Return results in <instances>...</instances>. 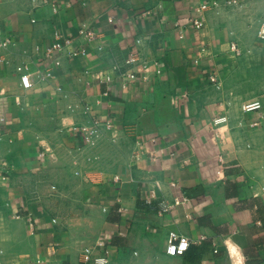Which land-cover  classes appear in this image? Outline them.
<instances>
[{
  "label": "crops",
  "instance_id": "1",
  "mask_svg": "<svg viewBox=\"0 0 264 264\" xmlns=\"http://www.w3.org/2000/svg\"><path fill=\"white\" fill-rule=\"evenodd\" d=\"M263 21L264 0H0V264H82L85 249V264H264V72L237 85L242 60L264 66L249 62ZM81 27L93 38L24 89L17 67H47L53 32ZM170 232L183 254H166Z\"/></svg>",
  "mask_w": 264,
  "mask_h": 264
},
{
  "label": "built area",
  "instance_id": "2",
  "mask_svg": "<svg viewBox=\"0 0 264 264\" xmlns=\"http://www.w3.org/2000/svg\"><path fill=\"white\" fill-rule=\"evenodd\" d=\"M229 2V1H227ZM235 2V1H233ZM209 6H217V2L212 1V2H202L201 4H199L198 6V10L199 11H203L206 8H208ZM56 8V7H55ZM190 25L194 28V29H200L204 26V21L203 18L200 17H196V18H191L189 20ZM81 36H85L86 40L89 41L93 38V31L90 28L87 27H81L80 29H78L77 31V35L75 36H64L61 32L59 31H54L53 32V39L52 42L48 45V47L46 48V52L45 54H43V61L44 60H50L51 63H48L47 67H41L38 66L41 63L37 62L38 65H36L37 68H35L34 71H30L28 64H23L21 66L17 67V71L20 74V82H21V86L24 89H28L31 87L32 85V81H31V75L35 74L37 76V78L39 79V81H46L48 79H50L51 77H53V72L52 69L54 66H57L60 62L58 57L55 55V53H61L65 47L69 44H71L74 39L76 37H81ZM257 37L261 40H264V24H262L258 30H257ZM10 40L8 38H6L3 41V44L9 43ZM201 51H204L205 48L201 47L200 48ZM86 53L85 48L83 46H76L73 47L68 53V56H77V55H84ZM138 59L135 55H130L126 60L125 63L128 65H135L137 63ZM136 72L128 69L127 73L121 74L120 76H122L123 78H135L136 77ZM208 79L210 82H219L218 77H217V72H212L208 75ZM58 90L61 89V87L57 88ZM106 94V93H105ZM104 94V95H105ZM261 107V104L259 102V100H252V101H246L244 103L241 104V109L244 112H248V111H255L257 109H259ZM86 110V112H88V106H85L84 108ZM106 125H109V121H105L104 122ZM102 124V122H100L99 119L97 118H93L90 120V127L92 128V130L90 132H93L95 130H97V128L99 127V125ZM84 129V128H82ZM169 205H165V204H161V208L163 211H167L169 209ZM189 242H188V238L187 236H185L184 234H179L177 232H170L168 234L167 237V244L165 247V252L168 255H180L183 254L187 248H188ZM90 258V250L89 249H85V252L82 255V259H81V263L85 264L86 262H88ZM107 261V258L105 256H99V257H95L93 258V264H104Z\"/></svg>",
  "mask_w": 264,
  "mask_h": 264
},
{
  "label": "rangeland",
  "instance_id": "3",
  "mask_svg": "<svg viewBox=\"0 0 264 264\" xmlns=\"http://www.w3.org/2000/svg\"><path fill=\"white\" fill-rule=\"evenodd\" d=\"M227 4V3H226ZM260 20H258L257 19V22H259ZM262 24H264V21L259 25L258 24V28L262 25ZM257 25H255V27H256ZM246 39H250V37H249V35H247L246 36V33H244L243 34V40H246ZM257 39L258 40H260V41H264V40H261V39H259L258 37H257V35H254V38H253V40H255V41H257ZM234 49V48H233ZM235 51H236V49H234ZM254 56H255V60H252V59H250V61L249 62H261V58H263L264 57V46H261L260 44H258V45H255V47H254ZM237 52V51H236ZM246 52H248V53H246ZM242 53H244L242 56H245V53L249 56V57H251L252 56V54H251V52H250V50H246V49H242L241 51H239L238 50V55H241ZM243 61V63H239V65L237 66L238 67V71H237V74H238V76H239V79H238V81H237V85H238V88L241 90V91H243V90H245V85H246V71L248 70L250 73L252 72V69L253 70H258V72L259 71H262V72H264V66L261 64V65H259V64H254V65H247L246 64V62H248V61H246V60H242ZM259 62V63H260ZM235 70V69H234ZM227 78V77H226ZM211 83H213V84H217L218 82H211ZM221 82L219 81V84H220ZM249 84H250V86H251V88L253 89V91H255L256 90V84L258 83V81H256V80H253V81H250V82H248ZM252 84V85H251ZM224 85H225V87L227 88V89H229L230 87H231V85H230V78H227L226 79V81L224 82ZM239 95H240V93H239ZM252 100H259V102H260V104H261V107L259 108V109H257V110H260L262 107H263V103H262V98L260 97V96H255V97H253V98H251V99H247V100H244L242 103H244V102H246V101H252Z\"/></svg>",
  "mask_w": 264,
  "mask_h": 264
}]
</instances>
